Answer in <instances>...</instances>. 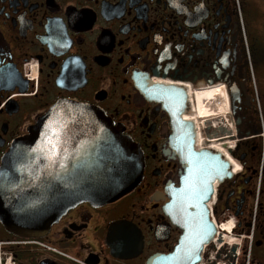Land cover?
Segmentation results:
<instances>
[{"label": "flooded vegetation", "instance_id": "obj_1", "mask_svg": "<svg viewBox=\"0 0 264 264\" xmlns=\"http://www.w3.org/2000/svg\"><path fill=\"white\" fill-rule=\"evenodd\" d=\"M253 62L236 0H0V169L60 105L103 112L143 158L133 191L79 204L43 236L0 221V264H146L172 252L184 228L166 208L183 150L231 164L202 197L197 264H264V91ZM134 238L142 250L117 256Z\"/></svg>", "mask_w": 264, "mask_h": 264}, {"label": "water", "instance_id": "obj_2", "mask_svg": "<svg viewBox=\"0 0 264 264\" xmlns=\"http://www.w3.org/2000/svg\"><path fill=\"white\" fill-rule=\"evenodd\" d=\"M142 80L139 76L141 90ZM180 156L181 186L171 188L166 211L183 226L184 235L172 252L153 255L146 264L198 263L208 235L201 227L209 220L202 197L211 192L212 181L232 176L230 162L216 152L183 150ZM142 176L140 150L103 112L60 105L3 158L0 221L10 233L43 236L70 209L85 202H114L133 191ZM119 228L113 226L111 235H117ZM135 243L117 256L127 258L141 251L142 244L138 239Z\"/></svg>", "mask_w": 264, "mask_h": 264}, {"label": "rangeland", "instance_id": "obj_3", "mask_svg": "<svg viewBox=\"0 0 264 264\" xmlns=\"http://www.w3.org/2000/svg\"><path fill=\"white\" fill-rule=\"evenodd\" d=\"M241 12L243 29L247 33L254 56L253 70L258 91H264V0H236ZM261 182V177L258 179ZM264 184V178H263ZM264 188V187H263Z\"/></svg>", "mask_w": 264, "mask_h": 264}, {"label": "bare ground", "instance_id": "obj_4", "mask_svg": "<svg viewBox=\"0 0 264 264\" xmlns=\"http://www.w3.org/2000/svg\"><path fill=\"white\" fill-rule=\"evenodd\" d=\"M233 227H234V226H233L232 222H231V223H228V225H226V230H227V231H232ZM228 242H229L231 245H232V243H233V244H236V242H234V240H232V241H231V240H228ZM233 247H234V246H233Z\"/></svg>", "mask_w": 264, "mask_h": 264}]
</instances>
